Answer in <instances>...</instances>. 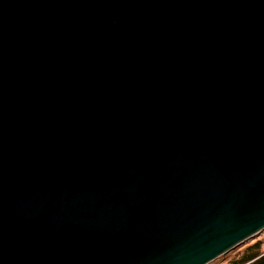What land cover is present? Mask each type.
<instances>
[{
	"label": "water",
	"instance_id": "1",
	"mask_svg": "<svg viewBox=\"0 0 264 264\" xmlns=\"http://www.w3.org/2000/svg\"><path fill=\"white\" fill-rule=\"evenodd\" d=\"M264 232V0H0V264H212Z\"/></svg>",
	"mask_w": 264,
	"mask_h": 264
},
{
	"label": "trees",
	"instance_id": "2",
	"mask_svg": "<svg viewBox=\"0 0 264 264\" xmlns=\"http://www.w3.org/2000/svg\"><path fill=\"white\" fill-rule=\"evenodd\" d=\"M231 264H264V248L261 242L248 246L242 255L234 258Z\"/></svg>",
	"mask_w": 264,
	"mask_h": 264
},
{
	"label": "rangeland",
	"instance_id": "3",
	"mask_svg": "<svg viewBox=\"0 0 264 264\" xmlns=\"http://www.w3.org/2000/svg\"><path fill=\"white\" fill-rule=\"evenodd\" d=\"M261 242V244L263 245L264 248V232H262L260 235L254 237L253 239H251L250 241H248L247 243H245L244 245L240 246L239 248H237L236 250H234L233 252L229 253L228 255H225L221 258H219L218 260L214 261L212 264H231V261L242 255L243 251L250 245H252L253 243L256 242Z\"/></svg>",
	"mask_w": 264,
	"mask_h": 264
}]
</instances>
